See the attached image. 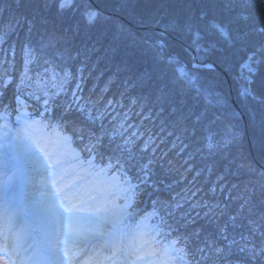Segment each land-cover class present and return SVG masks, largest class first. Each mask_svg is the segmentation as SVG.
I'll return each mask as SVG.
<instances>
[{"label":"trees","instance_id":"obj_1","mask_svg":"<svg viewBox=\"0 0 264 264\" xmlns=\"http://www.w3.org/2000/svg\"><path fill=\"white\" fill-rule=\"evenodd\" d=\"M225 4L226 0H127L122 6L120 0H76L73 11L59 14L55 7L45 8L44 0H20V3L17 0H0V33L6 36L5 42L0 44V78H4L7 73L13 81L3 97L11 106L8 109V120L18 128L42 119L55 125L61 113L60 105L72 101V93L76 91L81 97L80 104L94 116L101 117L103 122V129L99 127L101 120L89 127L96 132L116 133L117 142H120L119 133L135 140L134 152L144 161L153 160L154 178L163 181L161 185L166 186L160 189L161 192L140 198L136 205L137 223L145 212L152 210L153 200L159 198L171 203L179 201L183 208L177 214L187 213L196 219L195 224L182 228L181 234H190L193 229L203 228L205 233L218 239L216 227L209 223L210 217H205L204 213L209 208L217 212L223 208L225 214L219 220L221 224L227 222L228 216L237 212L240 203L238 200H230L229 194L233 197L247 196L246 185L249 190L256 189L252 196L255 207L251 216L247 211L242 215L256 219L264 212V204L261 203L264 200V189L260 187L264 184V177L250 174L247 168L239 165L243 161L264 170V150L261 146L264 141V133L261 131L264 125V87H259V81L264 79V64L260 66L256 86L260 97L258 100L240 97L239 90L243 82L239 79L238 69L248 53L264 44V36L254 31L264 24V10L258 7L229 8ZM201 9L207 12L205 20L197 25L202 31L213 21L226 22L234 38L247 34L243 42L237 39L235 47L227 50V61L221 58L219 52L195 51L202 62L212 61L217 64L219 69L214 71L192 68V38L188 35L181 37L177 33L168 32L171 37L163 36L165 55L178 57L187 71L195 73L197 83L207 88L214 99L219 98V104L208 106L211 114L220 117L211 126V132L215 134L216 140L225 137L230 131L237 134L236 142L226 153L209 151L203 126H198L195 135H192L190 120L185 125L179 123L175 116L169 115L168 104L157 98L159 82L153 53L144 47H131L127 40L117 39L122 35L121 28L144 38H156L159 34L153 29H133L123 19L139 27L156 26L164 32L165 26L183 24L193 14L198 15ZM90 10L102 14L92 26L85 19V13ZM240 13L247 15L248 20H237ZM18 19L20 24L16 26L15 21ZM27 20L33 22L30 33ZM213 39L219 40L218 37ZM50 41L53 45L51 47L48 46ZM26 43L35 50L33 60L28 65L29 75L35 79L38 74L43 77L55 72L58 74V80L55 77V81L64 84L65 89L62 92L59 90L60 96H53L50 100L52 111L45 113L42 100L37 101L25 95L29 91H37L38 95H42V92L22 87L21 105L27 106L22 107L21 111L27 113V117L24 119L21 116L17 122V113L11 109L16 107L14 85L25 71L23 49ZM202 43L206 44V41ZM220 46H224L222 42ZM80 69H83L82 73ZM66 71L71 74V78L65 77ZM167 71V79H171L173 72L170 68ZM147 73L152 74V79L147 78ZM78 83L80 89L76 88ZM181 87L176 85V90L179 91ZM183 87L188 91V107L195 105V110L199 112L206 106L203 99L199 103L192 99L194 88L187 85ZM50 89L51 96L54 91ZM162 107L163 112L160 111ZM76 119L80 123L85 122L82 116ZM185 127L188 131L184 130ZM149 137L154 143L149 145L147 152L142 153L140 149ZM105 142H108L107 136ZM70 143L78 155L87 160V154L81 151V142L73 137ZM96 164H101L99 158ZM233 185L237 187L233 188ZM205 204L208 207H204ZM216 205L220 208H215ZM224 205L228 207L224 208ZM197 213L200 215L197 216ZM240 223H244V227L229 229L230 237L239 239V233L246 230V222ZM256 242L259 243L258 240Z\"/></svg>","mask_w":264,"mask_h":264},{"label":"snow or ice","instance_id":"obj_2","mask_svg":"<svg viewBox=\"0 0 264 264\" xmlns=\"http://www.w3.org/2000/svg\"><path fill=\"white\" fill-rule=\"evenodd\" d=\"M17 3H20V0H17ZM120 3L123 6L127 0H120ZM225 6L258 7L264 10V0H226ZM44 7H55L59 14H63L75 9L76 0H44ZM101 15L96 10L88 11L85 13L86 23L90 26L95 25ZM206 16L207 12L201 9L198 15L193 14L183 24L173 23L165 26L164 33L157 34L156 38L138 37L130 30L121 28L122 35L117 39L127 40L131 47H144L153 53L159 82L157 98L168 104L169 115L175 116L179 123L185 125L190 120L192 135H195L198 126H203L209 151L226 153L236 142L237 134L230 131L225 137L216 140L215 134L211 132V126L220 117L211 114L208 106L219 104V98L214 99L207 88L200 86L195 73L187 71L178 57L165 55L166 43L163 36L168 32H174L181 37L191 36L192 50L204 53L219 52L221 58L227 61V50L235 47L237 39L243 42L247 34L234 38L228 23L219 21L211 22L210 26H206L202 31L197 25L198 22L205 20ZM248 18L247 15L240 13L236 19L246 21ZM26 22L30 33L33 22L31 20ZM15 24L19 26L20 20H16ZM254 31L264 36V24ZM213 37H218L219 40ZM5 39V34L0 33V44H3ZM202 41H206V44ZM221 42L223 47L220 46ZM48 46H53L51 41ZM23 50L25 71L21 74L19 82L14 85L16 107L11 109L17 113V122L22 115H27L21 111L22 107L27 106L21 105L22 87L42 92V95H38L37 91H29L25 95L37 101L42 100L45 113L52 111L50 100L53 96L61 95L60 91H56L50 96L49 91L45 90L46 79L39 74L35 79L29 75L28 65L33 60L35 50L27 43ZM12 51L14 55V49ZM262 64L264 44L258 45L248 53L239 65V79L243 82L239 90L241 98L260 99L256 86ZM169 68L173 72L171 79H167ZM192 68H207L214 71L215 63L193 62ZM79 71L82 73L83 69ZM56 75L58 74L53 72L51 79L55 80ZM145 75L152 79L151 73ZM65 77L71 78V74L66 71ZM12 84V78L7 73L4 78H0V105L3 106L0 110V132L8 131L10 118L8 109L11 106L3 97ZM178 84L182 86L179 91L176 90ZM185 85L194 88L192 97L194 101L199 103L203 99L206 106L199 112L195 110V105L188 107V91L183 87ZM259 87H264V79L259 81ZM76 88L80 89L79 83ZM72 97V101L60 105L61 113L55 125L46 123L44 119L39 122L32 121L25 123L16 133V140L24 144L33 156L43 161L42 184L49 193L48 206L53 218V235L43 248L26 246L27 233L23 229L17 230V213L15 210L10 211L8 207L9 186L16 178L13 173L7 178V185L0 180V253L7 255L14 264H89V261L91 264H149L145 257L151 256L160 259L161 264H171L173 261H178L179 264H264V212L256 219L242 215L247 211L251 216L255 207L252 196L255 195L256 189L249 190L247 185L245 186L247 196L233 197L229 194L230 200H238L240 203L237 212L230 214L227 222L220 223L219 218L225 212L219 205L214 206L220 208L218 212L214 211V208H209L204 213L205 217H210L209 223L216 227L218 239L205 233L203 228L193 229L190 234H181V229L195 224L196 219L187 213L177 214L178 210L183 208L179 201L171 203L159 198L152 201V210L145 212L134 228L129 227L126 221L136 215V205L140 198L159 192V185L163 181L158 182L154 179L153 160L144 161L134 152L135 140L131 137L125 138L123 133H119L120 142H117L116 133L93 130L89 125L95 124L101 117L94 116L80 104L81 97L76 91L72 93ZM160 111L163 112L164 108L162 107ZM77 116H82L85 122H78ZM49 127L53 128L58 141L63 144H69L73 137L80 141L83 145L81 151L87 154V160L78 154L69 160L66 154L49 151L34 139L33 132L36 128ZM99 127L103 129L102 120ZM184 130L188 131V128L185 127ZM261 131L264 133V125ZM152 143L154 141L149 137L140 151L147 152ZM261 146L264 150V141ZM97 158L101 161L100 165L96 164ZM239 167L247 168L250 174L264 177V170L257 169L251 164L242 161ZM236 187L237 185H233V188ZM260 187L264 189V184ZM261 203L264 204V200H261ZM204 207L208 205L205 204ZM227 207L228 205H224V208ZM199 215L197 213V216ZM240 221L246 222V230L239 233V239L235 236L230 237L229 229L244 227V223ZM94 241H99V245L94 244ZM219 241L224 243L221 244Z\"/></svg>","mask_w":264,"mask_h":264},{"label":"rangeland","instance_id":"obj_3","mask_svg":"<svg viewBox=\"0 0 264 264\" xmlns=\"http://www.w3.org/2000/svg\"><path fill=\"white\" fill-rule=\"evenodd\" d=\"M52 75L53 72H51L49 75L43 76V78H45L47 81L45 90L50 91V93L52 92L50 88L53 89L54 93L56 91H59L60 89L61 92L64 91L65 85L61 84V87L60 84H57L55 80L51 79ZM56 78L58 80L57 75ZM22 116L24 117V119H26L25 117H27V115ZM9 120L8 131L0 132V180H3L4 184L7 185V178L13 173H15L16 178L13 183L9 186L8 207L10 211L15 210L17 213V230L23 229L27 233V238L25 242L26 246L31 245L33 248L40 249L36 245L35 238L33 237L34 233L29 229L25 219L21 216V210H25L29 214H31L29 210V208H31L32 211L37 210L41 215L45 216L47 219L53 220L49 212L48 206L49 193L42 184L43 161L39 157L33 156L27 150L24 144H21L16 140V133L21 127L17 129V126L15 127L13 123ZM35 130L36 132H33L34 139L38 140L49 151H56L62 154H66V157L69 160L72 159L73 155L78 154L75 148H73L70 143L63 144L62 142L58 141V138L55 136L52 127H49L45 130L41 128H36ZM154 179L158 181L156 178ZM26 187H28V201H26L20 196V193H22V190H24ZM159 187L160 189H164L166 186L160 184ZM128 220L129 219H127V221ZM50 239L51 238H49V240ZM93 243L97 246L99 245V241H94ZM146 258L147 257H145V259ZM85 259H87V257H85ZM0 264H14V262L13 260L9 259L7 255L0 253ZM89 264H91L90 261ZM171 264H179V262L174 261Z\"/></svg>","mask_w":264,"mask_h":264},{"label":"water","instance_id":"obj_4","mask_svg":"<svg viewBox=\"0 0 264 264\" xmlns=\"http://www.w3.org/2000/svg\"><path fill=\"white\" fill-rule=\"evenodd\" d=\"M126 23H127V21L126 20H124ZM129 23V22H128ZM130 25H132L131 23H129ZM133 27H135L136 28V26H134V25H132ZM150 28H153V29H155V30H157V31H159V32H161V30H159L158 28H155V27H150ZM165 35H167V34H165ZM167 36H169V35H167ZM192 53H193V58H194V61L196 62V63H201L200 62V60L199 59H197V57H196V55H195V52L194 51H192ZM209 63H213V62H209ZM215 67L217 68V66L215 65Z\"/></svg>","mask_w":264,"mask_h":264}]
</instances>
